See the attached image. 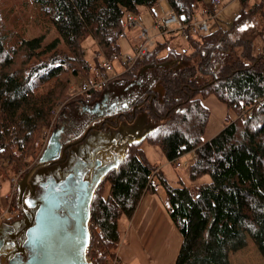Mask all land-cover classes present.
<instances>
[{"label":"trees","instance_id":"trees-1","mask_svg":"<svg viewBox=\"0 0 264 264\" xmlns=\"http://www.w3.org/2000/svg\"><path fill=\"white\" fill-rule=\"evenodd\" d=\"M0 1V159L16 163L18 170L27 158L38 156L55 106L69 95L72 78L90 73L83 40L93 36L100 53L112 59L120 56L118 41L126 28L125 17L138 14L142 6L152 8L159 0H26L23 8L34 11L41 30L34 36L15 29V23L7 27L13 20L12 9L4 13ZM167 2L187 20L201 0ZM247 2L243 0L242 17H247ZM252 12L264 20V0L254 3ZM51 28L57 34L47 39ZM221 32L215 29L204 37L189 38L196 46L193 54L200 57L198 67L182 66L189 55L175 49L159 58L164 46L159 43L120 74L135 79L144 66L166 62L157 67L155 82L139 97L135 114L129 110L121 117L133 120L145 110L148 129L128 143L125 155L119 156L95 191L87 249L94 264L111 263L121 241L119 219H131L147 190H154L149 179L156 166L142 149L144 141L161 147L173 164L194 151L188 166L189 179L195 183L173 185L166 179L160 183L166 191L169 219L182 236L171 264H232L231 254L245 248L249 239L264 259V49L254 55L252 39H230ZM235 44H243L239 55L234 54ZM101 92L67 99L63 108L70 106L72 113L79 100L92 101ZM208 95L240 114L204 141L211 111L202 98ZM154 123L158 124L150 129ZM13 207L20 210L17 196Z\"/></svg>","mask_w":264,"mask_h":264},{"label":"rangeland","instance_id":"rangeland-1","mask_svg":"<svg viewBox=\"0 0 264 264\" xmlns=\"http://www.w3.org/2000/svg\"><path fill=\"white\" fill-rule=\"evenodd\" d=\"M257 1L261 2L262 0H248V4L246 6L247 17H242V12L245 9L243 0H222L220 5L221 11L217 17L213 18V26L211 31L215 29H221V33H226L230 39L237 38L238 36L252 39L254 42L253 54L258 55L264 49V20L261 18L259 13L255 14L252 12L250 14L251 6ZM209 4L210 0H201L199 7L194 10L191 17L185 21L187 24L173 22L172 27L175 30L169 33L164 27L160 26V22H162L164 16L170 13L177 14V16H179V14L169 7L167 0H159L152 8L142 6L138 14L131 13L137 17V23L133 24V26L126 27L125 31H123L125 32V36H121L118 41L121 47V55L114 59H112L110 56H107L106 53L102 52V50L100 53L97 41L93 38V36L89 35L87 38H85L83 40V46L86 50V58L91 64L90 73L83 77L72 78L69 95L66 99L60 100L55 106L52 123L49 125V128L45 134L44 142L41 144L42 147L38 156L36 155L27 158V162L25 163L26 165H21V168L18 170L15 168L16 163H8L5 158L0 159V209L2 208V199L7 197L6 200L9 203L11 202L10 210L13 212L18 211L13 207V201L18 194V191L13 194L15 179L23 174L19 182L20 185L23 184L27 176V169L33 165L35 166L38 162L49 138L50 132L62 113H60V111L63 110L65 100L73 99L79 95H82L77 90L80 83L90 74H94L96 69H100L101 63L104 59L111 60L114 64V68L110 71L111 76L107 81V84L109 83L108 86L104 88V90L102 89L103 96L106 94H111L115 100H117V102L120 101L122 103L127 99V97L133 98L138 96L145 88H147L149 82H151L159 72L158 68L156 67L149 69L146 80L144 79L141 83H135L139 77L135 79H127L120 76L122 72L130 69V66L135 63V61H130V59L134 57L136 49L140 48L144 44L147 45V53L155 49L159 43L163 44V48L161 50L159 49L160 51L157 53L159 58L167 57L170 50L173 49H175L180 54L185 52L189 56H185L184 60L181 62V65L198 67L200 57L199 55L193 54L196 46L195 44L188 42L190 37H196V35L190 37L187 36V34L190 32L188 25L191 24L194 26L199 21L202 22L204 19L209 17V12L207 14L204 13V11H206L208 8L211 10ZM27 5L28 4L26 3V0H2V6L5 8L4 13L9 10V8H11L12 10L10 11L13 14V20H10L7 23V27H12L11 25L15 23L17 24L15 25V29H18L19 27L23 28L26 30V36L38 35L41 30L39 25H37L38 23L35 19V15L33 13L34 11H32L30 7L23 8V6L27 7ZM125 19V21H128V15L125 17ZM245 25L247 27H244ZM144 28H147L148 32L142 34ZM56 34L57 31L55 28H51L47 34V39L55 37ZM205 35L206 34H203L200 37H204ZM220 43L221 42H219V46ZM158 47L161 48L160 46ZM234 48V54L239 55L243 50V44H235ZM127 64L129 65L127 66ZM160 86V84H157L155 87L162 89ZM101 97L97 98V100H99ZM202 100L211 111L209 121L206 125L203 135L204 141H208L217 133H219L226 126V124L238 118L240 112L229 106L227 103L220 101L215 95H208L207 97L202 98ZM80 102L81 101L79 100V103ZM67 107L69 110L70 106ZM146 113L147 112L145 110L139 111L135 118L131 121L128 120V118H123L120 120L118 126H109L106 129H92L85 140L71 148L70 161H74L75 158H81L84 161L90 162L92 159L93 150L95 148L106 146V144L108 145L110 143L117 144L113 146L112 149L99 152L97 159H111L114 157L115 152L118 154V156L125 155L128 143L133 140L140 139L148 129L149 117ZM83 118L87 119L88 115H84ZM157 124L158 123L152 124L150 129H154ZM142 149L144 150V153L146 154L149 161L156 167L154 168L149 179L150 185L154 187V190H147L141 199L139 207L148 194L152 195L155 193L156 196H159L160 198H163V200L167 201L166 191L160 184L163 179H166L173 185H181V182H184L188 185L195 183L189 179L188 166L193 161L194 151L184 153L177 159L178 162L173 164L168 160L165 153L158 145L144 141L142 144ZM63 172L64 166L62 164H50L45 168L40 169L33 177L32 182H38L43 175L61 176ZM207 179L209 178L207 177ZM8 197H12V200L9 201ZM166 206L167 205L164 207ZM138 209L139 208L137 207L136 212ZM165 210L167 214V207ZM17 213H19V211ZM132 218L128 219L126 216H122L118 222L121 241L116 248L114 256L112 257V260H114L117 258L116 256H118L117 264H120V252L122 253V249H127L132 254H134L135 250L137 249H145L143 243H140L137 237L130 236V238H127V232L129 230L127 229V221L132 220ZM181 243L182 236L176 227V232L170 236L166 247H168V249L178 250L180 249ZM247 244L248 245L245 248L231 254L232 264H264V259L257 250V247L253 241L249 239ZM142 258L145 260L144 253Z\"/></svg>","mask_w":264,"mask_h":264},{"label":"water","instance_id":"water-1","mask_svg":"<svg viewBox=\"0 0 264 264\" xmlns=\"http://www.w3.org/2000/svg\"><path fill=\"white\" fill-rule=\"evenodd\" d=\"M165 64L166 62L145 66L135 83H141L147 67H161ZM94 127L93 124L87 132ZM101 127L102 123L99 128ZM53 137L52 133L49 145L52 144ZM116 144L110 143L95 148L90 162L77 158L75 166L69 168V173L63 179L57 180L51 175L40 183V186L43 185L44 194L35 222L30 225L28 218L24 225L12 226L11 231L6 234L0 233V264H94L87 255L91 239V203L102 177L118 163V154L115 152L112 160L98 173L94 174L92 170L88 180L85 175L89 170L87 165L95 168L98 153L112 149ZM45 153L46 151L40 156L38 163L27 172L23 184L19 185L18 202L22 211L25 191L34 173L42 166L55 162L50 161ZM51 177L54 178L50 179ZM4 227L7 228V225L0 227V232ZM13 246L15 248L11 249ZM18 251L22 253H17ZM23 254L25 256H22Z\"/></svg>","mask_w":264,"mask_h":264},{"label":"flooded vegetation","instance_id":"flooded-vegetation-1","mask_svg":"<svg viewBox=\"0 0 264 264\" xmlns=\"http://www.w3.org/2000/svg\"><path fill=\"white\" fill-rule=\"evenodd\" d=\"M143 68H141L138 77H140ZM146 78H147V73L145 74V70H144L143 79L141 82H143L144 79L146 80ZM154 82H155V78H153V80L149 82L147 88H145L138 96H135L133 98L127 97V99L123 103L120 101L117 102V100H115V98L111 94H106L103 96V92H102L101 94L102 97L99 96L101 97L99 100H97L96 98L89 102L84 101V102L76 103L75 106L76 108L72 113H71V109L68 110V107L63 108L62 113L55 122L52 131L50 132L47 143L45 144V148L41 153L42 155L46 151L45 155L49 157L50 161L54 160L55 161L54 163H60L64 166L63 174L61 176L54 175V177L57 180L63 179L67 175V173H69L68 171L69 168L75 166V161L77 158H75L74 161H70V150L74 145L79 144L80 142L85 140V138L90 134L92 129L94 128L106 129L109 126H118L120 120L122 119L121 117H126L125 116L126 111L133 110V114H135L134 109H136V107L140 105V102L138 101L139 97L145 94L146 90L148 88H151ZM108 84H106L105 88L108 86ZM84 115H88V118L84 119L83 118ZM114 119L117 120V124L113 123ZM128 120L131 121L130 118ZM101 123H102V127L99 128ZM93 124L95 125V127L87 132L89 127H91ZM86 132L87 134L85 135ZM52 133L54 134V137L52 140V144L49 145V140L52 137ZM110 160H112V158L107 160L98 158L94 169L90 167L91 165H87L88 166L87 169L89 170L85 175V179L88 180L90 178L92 170H94V174L101 171L103 169V166H105ZM45 167L46 166H42L41 168H39L32 176L24 195V203H23L24 209L23 211L20 210L17 219L14 220L13 222L2 221L0 223L1 228L3 227V225H7V228L4 227V229H1L0 232L1 234L4 233L6 234L8 231H11L12 226L15 227L16 225L19 226L24 225L27 222L28 218L30 219L31 222L30 225L35 222L36 214L40 206V201L44 194V190L42 189L43 185L40 186V183L46 181V178H48L49 176L47 175L41 176V179L38 182H32V179L40 169H43ZM54 177H51L50 179H53ZM18 195H19V191L17 194V198ZM24 234L25 232H23V235ZM14 248L15 246H13L11 249ZM17 253H22V251H18ZM22 256L25 255L23 254Z\"/></svg>","mask_w":264,"mask_h":264},{"label":"crops","instance_id":"crops-1","mask_svg":"<svg viewBox=\"0 0 264 264\" xmlns=\"http://www.w3.org/2000/svg\"><path fill=\"white\" fill-rule=\"evenodd\" d=\"M3 198V197H2ZM5 197L2 199L4 202ZM167 201L155 193L147 195L132 220H128L127 238L137 237L145 249H137L132 254L127 249L120 252V264H171L177 253L168 249L167 241L175 234L176 227L170 221L164 207ZM131 253V254H130ZM145 254V260L142 258Z\"/></svg>","mask_w":264,"mask_h":264},{"label":"built area","instance_id":"built-area-1","mask_svg":"<svg viewBox=\"0 0 264 264\" xmlns=\"http://www.w3.org/2000/svg\"><path fill=\"white\" fill-rule=\"evenodd\" d=\"M221 1L222 0H210V8L211 10L208 8L206 9V11H204L205 14H207L208 12V16L206 19H204L202 22H198L196 23V25L192 26L191 24L188 25L190 32L187 34L188 37L190 36H195L196 38L202 36L203 34H208L211 32L212 26H213V18L217 17L218 14L221 11ZM137 17L133 14H129L128 15V21H125V25L126 27L128 26H133V24L137 23ZM185 17L183 16H177V14H168L166 16H164L162 22H160V26L164 27L166 29V31L172 32L175 29L172 27L173 22H177V23H181V24H187V22H185L186 20L184 19ZM128 22V23H127ZM189 23V22H188ZM148 32L147 28H144L142 31V34ZM120 36H125V32H122L121 34H119ZM187 37V38H188ZM149 41V38H148ZM148 51L147 45H142L140 48L136 49L134 57H132L130 59V61H136L138 58H141L143 55H145ZM129 61V60H127ZM114 68V64L111 60L109 59H104L103 62L101 63V68L100 69H96L94 74H90L88 77H86L85 80H83L79 87H78V91L80 94L83 93H87L90 91H95V90H100L102 88H104L107 84V81L109 80L110 75V71L113 70ZM23 174H21L20 177L15 179V185H14V189H13V194H15L18 190H19V185H20V178L22 177ZM9 201H11L12 197H8ZM7 197L4 199L5 201H2V208L0 209V222L4 221L5 219H8L10 217H18L19 213H17L18 211H11L10 207H11V202L9 203L7 200ZM8 202V203H7ZM20 212V211H19ZM118 258V256H116ZM117 258H115L114 260L111 261V264H117Z\"/></svg>","mask_w":264,"mask_h":264},{"label":"snow or ice","instance_id":"snow-or-ice-1","mask_svg":"<svg viewBox=\"0 0 264 264\" xmlns=\"http://www.w3.org/2000/svg\"><path fill=\"white\" fill-rule=\"evenodd\" d=\"M244 27H247L246 25Z\"/></svg>","mask_w":264,"mask_h":264}]
</instances>
